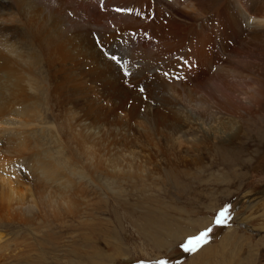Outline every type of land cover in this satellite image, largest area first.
<instances>
[{
	"label": "bare ground",
	"instance_id": "bare-ground-1",
	"mask_svg": "<svg viewBox=\"0 0 264 264\" xmlns=\"http://www.w3.org/2000/svg\"><path fill=\"white\" fill-rule=\"evenodd\" d=\"M0 80L20 82L19 94L0 87L1 132L14 104L42 121L34 139L0 137L18 161H0L2 213L71 217L89 204L88 184L107 192V181L199 166L210 152L239 162L240 139H260L264 0H0ZM46 130L62 158L41 144Z\"/></svg>",
	"mask_w": 264,
	"mask_h": 264
},
{
	"label": "rangeland",
	"instance_id": "rangeland-1",
	"mask_svg": "<svg viewBox=\"0 0 264 264\" xmlns=\"http://www.w3.org/2000/svg\"><path fill=\"white\" fill-rule=\"evenodd\" d=\"M19 83V80H0V87L19 94ZM42 102L36 106L38 110ZM19 105L14 104L16 107L11 111L15 115L10 111L11 115L5 119L7 124L1 125L7 130L0 131V137L8 138L16 133L13 136L17 138H12L18 140L27 131L28 139H34L33 130L42 121L39 117L32 121L21 116ZM251 118L244 122V130L253 121ZM49 135L47 130L41 135V144L57 159L62 158L64 153L55 148ZM240 140L239 162H220L216 152H210L211 158L198 163L199 166L169 164L170 168L167 166L163 173L158 171L155 178L142 177L133 180V185L130 180L117 186L107 181L105 184L111 187L107 192L88 184L89 204L75 216L47 222L31 212L33 221L21 215L22 218L15 220L0 209V264H155L157 260H167L169 264H236L238 261L243 264L241 258L244 264H264V125L256 143ZM3 149L1 146L0 161L4 159V164L13 167L17 159ZM100 179L101 183L106 180ZM225 206H230V218L218 226L213 221ZM208 227L213 231L207 243L189 254L182 251L183 242ZM231 231L242 238H239L241 244L222 242ZM208 247L212 254L204 251Z\"/></svg>",
	"mask_w": 264,
	"mask_h": 264
},
{
	"label": "snow or ice",
	"instance_id": "snow-or-ice-1",
	"mask_svg": "<svg viewBox=\"0 0 264 264\" xmlns=\"http://www.w3.org/2000/svg\"><path fill=\"white\" fill-rule=\"evenodd\" d=\"M117 11H121L120 9H117ZM111 60L113 62H116L117 64H120V58L116 57V56H111ZM185 66L190 67L191 65L186 61L185 62ZM125 76H130L131 72L130 71H125L124 72ZM169 75V73L165 72L164 76L167 77ZM177 78H183L181 76H178ZM140 91H144V89H140ZM229 207L230 206H225L222 209H220V211L216 214V217L213 221V223H215L216 225H221L225 222L226 219L230 218L228 213H229ZM213 231V229L211 227H208L206 229H204L203 231H201L198 235H196L195 237H190L188 238L185 242H183L180 247L182 249V251L184 252H195L197 251L198 247L201 246V244L203 243H207V238L209 236V234ZM195 241V242H194ZM142 264H144V262H142ZM155 264H169V261L167 260H157L155 262Z\"/></svg>",
	"mask_w": 264,
	"mask_h": 264
},
{
	"label": "water",
	"instance_id": "water-1",
	"mask_svg": "<svg viewBox=\"0 0 264 264\" xmlns=\"http://www.w3.org/2000/svg\"><path fill=\"white\" fill-rule=\"evenodd\" d=\"M185 253H186V252H185ZM185 253H183V254H185ZM187 254H189V252H188ZM187 254H185V255H187Z\"/></svg>",
	"mask_w": 264,
	"mask_h": 264
}]
</instances>
